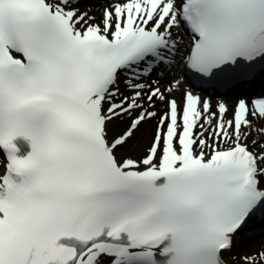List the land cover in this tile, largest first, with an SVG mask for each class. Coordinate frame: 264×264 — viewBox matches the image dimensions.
Wrapping results in <instances>:
<instances>
[{"label": "snow or ice", "instance_id": "1", "mask_svg": "<svg viewBox=\"0 0 264 264\" xmlns=\"http://www.w3.org/2000/svg\"><path fill=\"white\" fill-rule=\"evenodd\" d=\"M78 3L0 0V264H226L264 205V97L229 117L148 78L174 64L182 23L187 69L253 77L264 0H109L99 20ZM153 119L144 155L118 159ZM239 260L264 264V246Z\"/></svg>", "mask_w": 264, "mask_h": 264}, {"label": "bare ground", "instance_id": "2", "mask_svg": "<svg viewBox=\"0 0 264 264\" xmlns=\"http://www.w3.org/2000/svg\"><path fill=\"white\" fill-rule=\"evenodd\" d=\"M99 0H80V3L75 5L79 8L80 11H89L90 15H93L96 17V14L99 13V10L102 9V6L97 5L99 3ZM92 3V4H90ZM124 91V90H122ZM117 125V119H114L112 122H110L107 126L108 128V137L110 138L114 132ZM148 124H146L144 127H141L138 132L135 134V139L129 146H123L116 149V155L117 158L121 157H132L137 158L143 150V139L144 134L147 131ZM3 164L4 162L0 160V172H3ZM261 227V228H260ZM248 239H251L250 242L247 243H240V245L243 244V247L241 248L239 254L236 257V262L241 263L239 260V257L245 253H255L257 251H252L253 249L260 250L262 246H264V218L261 219L260 224L258 225L257 229H253V231L248 234ZM254 237V238H253ZM228 264H232L230 261H228Z\"/></svg>", "mask_w": 264, "mask_h": 264}, {"label": "rangeland", "instance_id": "3", "mask_svg": "<svg viewBox=\"0 0 264 264\" xmlns=\"http://www.w3.org/2000/svg\"><path fill=\"white\" fill-rule=\"evenodd\" d=\"M118 121V127H117V129H115V132H114V134L110 137L111 139L114 137V136H116V135H118L119 134V132L125 127V125L127 124V122H128V119L125 117V118H123V119H117ZM146 124H148V126H149V133H147L146 135H144V139H143V142H144V144H143V150H142V152H141V154L139 155V156H137V158H139V157H141V156H143L144 155V153H145V149H146V147L148 146V143H149V140L151 139V134H152V129H153V125H154V120H149V121H147V122H144V123H142L141 125H140V127H139V129L141 128V127H144ZM138 129V130H139ZM138 130L135 132V134L138 132ZM135 134H134V136L132 137V139L131 140H129L128 141V143L126 144V145H124V147L125 146H129L132 142H133V140L135 139ZM258 228V226H256V227H253V228H249L248 230H246L245 232H239L238 234H237V236H236V239L234 240V249H235V251H234V253H238L239 254V252H240V250H241V248L243 247V244L242 245H240L239 244V242L241 243H247V242H250L251 241V239H248V234H250L252 231H253V229H257ZM261 228V227H260ZM254 238V237H253ZM236 241V242H235ZM252 251H257V249H253ZM233 255L232 254H225L224 255V260H225V258H226V260H228V259H230L231 261H234V259H233ZM225 260V261H226Z\"/></svg>", "mask_w": 264, "mask_h": 264}]
</instances>
